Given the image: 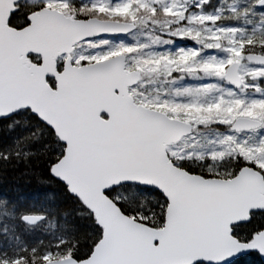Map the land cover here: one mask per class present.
Instances as JSON below:
<instances>
[{"label":"water","instance_id":"water-1","mask_svg":"<svg viewBox=\"0 0 264 264\" xmlns=\"http://www.w3.org/2000/svg\"><path fill=\"white\" fill-rule=\"evenodd\" d=\"M21 1L0 0V119L29 109L55 131L67 147L53 167L54 177L87 203L105 229L90 258L44 264H232L253 251L264 262V231L250 243L233 234L234 226L264 212L261 172L245 166L232 179L206 178L173 164L167 147L191 135L193 127L135 102L130 89L138 74L126 69L122 54L80 67L69 56L58 71L56 60L76 44L125 36L136 25L73 19L43 8L27 27L16 29L9 21ZM256 8L264 9V0ZM31 54L42 64L26 67L22 57ZM245 60L264 66V54L247 53ZM241 66L233 62L221 76L234 89L242 86ZM261 126L258 119L239 117L230 129L242 133ZM126 184L153 187L166 196L164 228L133 219L106 195ZM44 219L28 215L23 220L35 225Z\"/></svg>","mask_w":264,"mask_h":264},{"label":"rangeland","instance_id":"rangeland-1","mask_svg":"<svg viewBox=\"0 0 264 264\" xmlns=\"http://www.w3.org/2000/svg\"><path fill=\"white\" fill-rule=\"evenodd\" d=\"M257 1L26 0L24 3L40 10L57 9L69 17L82 13L90 18L134 23L136 30L128 35L77 44L75 51L59 57L57 64L64 63L69 56L77 66L81 61L96 62L124 55L126 69L138 74L137 84L130 89L135 102L193 127L191 135L167 147L169 157L194 166L201 162L209 170L217 169L225 157L240 156L249 166L254 164L264 171V66L245 60L248 46L256 43L264 46V9L256 8ZM140 4L150 8L146 12L153 18L158 12L163 22L152 18V22L145 20L139 24ZM209 4L210 7L206 6ZM130 51L133 54L127 55ZM22 61L36 64L30 56L22 57ZM233 62L242 63L239 89L221 78ZM239 117L258 119L262 126L236 133L230 127ZM51 258L50 254L46 257L47 261Z\"/></svg>","mask_w":264,"mask_h":264},{"label":"trees","instance_id":"trees-1","mask_svg":"<svg viewBox=\"0 0 264 264\" xmlns=\"http://www.w3.org/2000/svg\"><path fill=\"white\" fill-rule=\"evenodd\" d=\"M24 1L20 2L9 21L10 26L16 29L27 27L30 17L40 10ZM146 6L137 5L139 24L145 20L152 22V14L146 12L150 8ZM157 14L153 20L163 22ZM70 17L90 18L82 13H74ZM166 18L169 19L168 16ZM246 51L264 54V46L252 44ZM132 54L131 51L127 53ZM30 57L41 63L39 56ZM87 63L81 61L77 65ZM62 65L58 64L59 70ZM49 83L53 87L56 85L52 78H49ZM260 85H263L262 81ZM103 116L106 117L105 114ZM66 147L55 131L29 109L0 119V264H44L48 254L52 255L51 260L71 257L83 261L90 258L103 241L105 229L99 224L95 212L53 175V167L63 158ZM169 158L176 166L206 178L232 179L242 168L249 166L240 156L234 159L225 157L217 169L209 170L201 162L194 166ZM250 166L264 176L260 168L254 164ZM106 195L133 219L152 229L164 228L169 200L158 189L126 184L107 191ZM28 215H43L45 219L30 225L23 220ZM262 231L264 212L261 211L254 212L250 221L233 227L234 236L244 243L254 241ZM232 264L264 262L260 254L253 251Z\"/></svg>","mask_w":264,"mask_h":264},{"label":"snow or ice","instance_id":"snow-or-ice-1","mask_svg":"<svg viewBox=\"0 0 264 264\" xmlns=\"http://www.w3.org/2000/svg\"><path fill=\"white\" fill-rule=\"evenodd\" d=\"M27 219V218H26ZM14 264H16V262H14Z\"/></svg>","mask_w":264,"mask_h":264},{"label":"built area","instance_id":"built-area-1","mask_svg":"<svg viewBox=\"0 0 264 264\" xmlns=\"http://www.w3.org/2000/svg\"><path fill=\"white\" fill-rule=\"evenodd\" d=\"M26 65H28V64L26 63Z\"/></svg>","mask_w":264,"mask_h":264}]
</instances>
